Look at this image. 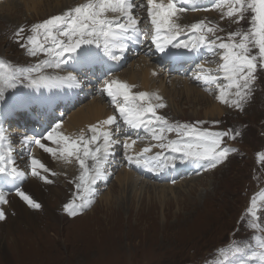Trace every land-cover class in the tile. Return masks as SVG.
Wrapping results in <instances>:
<instances>
[{
  "label": "rangeland",
  "instance_id": "374dc122",
  "mask_svg": "<svg viewBox=\"0 0 264 264\" xmlns=\"http://www.w3.org/2000/svg\"><path fill=\"white\" fill-rule=\"evenodd\" d=\"M14 1L18 2L19 7L8 12L0 11V64L3 65L0 67V86H3L9 76H16L17 89H8V92L15 96H30L34 102L28 110L20 113L19 118L12 120L15 116L13 115L8 117V120L12 121L5 122H10L13 133H16L17 124L24 121L21 119L22 114L23 118L25 112L29 117L35 114L36 125H42L35 127V133L44 136L45 126L49 127L50 121L56 119L59 109H65L63 105L56 108L53 106L66 99L72 100L81 88L69 90L65 87H25L32 79L51 78L55 81L58 77H65L76 66L69 62L56 67L54 58L46 52L38 51L33 56L29 55L26 49L32 47L28 38L34 36L38 45L45 48L54 47L51 38L46 40V34H43L42 30L33 33L31 28L34 24L52 16L62 15L66 11L57 13L58 4L55 1L53 3V0L47 3L44 1L45 6L37 8L41 9L38 12L26 10L20 0H0V7ZM65 1L60 0L61 4H71L72 8L89 2ZM192 1L176 0L180 7L185 6L187 10L177 11L170 23L178 26L181 33L177 37L178 40L185 43L199 42V37L203 35L205 45L210 46H199L196 51L191 52L181 49L186 54L178 60L171 59V62L184 65L197 62L202 55H206L203 60L197 62L194 67L183 69L181 74L168 76L166 68H160L145 59L140 60V56L133 57L125 65L120 76L116 75L118 78L112 77L122 83L123 78H128L130 72H133L131 70H136L137 66L140 70H144L146 65L154 69V74L138 76L134 86V78H130V84H127L129 96L146 91L149 96L144 101L137 98L136 104L165 105L156 108L155 112L156 115L163 116L168 124L173 126V130L165 128L161 132L159 127L155 126L153 117V128L149 133L130 132L123 140L119 139V162L114 161L110 169L107 167L109 157L106 162L101 159L100 164L106 169V173L96 179L88 193H84L83 189L78 192L76 188L81 174L79 163L72 164V158L61 157L58 149L54 158L58 170L52 174L38 169L39 174H47L48 183L42 190L41 207L31 209V212L37 214L22 222L21 229L5 228L0 220V264H258L249 250L259 251L257 245L264 239V220L261 219L264 218V70H258L252 91L243 102V110H240L234 104V101L239 99L235 95L237 90L235 87H229L230 82L225 79L226 74L222 70L226 50L208 43L213 41L214 45H219L238 42L239 36L230 40L229 33L247 31L252 13L249 10L246 13L247 18L239 20L236 15H227L231 0H217L218 3L213 7L202 11L199 9L206 0ZM167 2L168 0H160L158 3L166 6ZM142 5L143 9L139 13L142 12L149 18V28L154 33L148 15L147 0ZM109 14L106 13L105 17L109 18ZM194 23H201L202 29L193 32L191 25ZM180 26L182 28H179ZM20 29L23 31H19ZM53 36L57 40L67 39L59 33H53ZM136 40L137 34L133 31L126 34L123 43L126 48L134 50L138 43ZM253 52L258 55L257 50L253 49ZM159 55L161 60L167 58L160 53ZM104 61V57L98 54V59L91 69L92 73L94 70H100ZM36 65H40L39 69L29 73V80L21 83L23 70L35 68ZM197 76L200 77L199 80L196 79ZM208 76L216 78L217 82H205ZM152 84H156V90L150 88ZM89 90L92 89L87 91ZM162 90L168 92V99L164 98ZM200 90L206 98L199 96ZM221 94L227 103L217 98ZM93 98L94 94H90L75 103L56 132L80 141L81 137L91 138L92 126H96L98 132L108 131L109 127H101L100 122L118 114L116 109L119 105L104 102L105 97L102 102L92 100ZM91 100L98 101L96 108L100 106V112H94L96 108H88ZM41 106L53 108L52 113L39 109ZM35 107L39 110L34 112ZM0 122H3L2 117ZM6 123H3L8 137L5 141H9L12 130L10 123ZM185 125L188 127H180ZM32 127L33 125L29 124V128ZM190 130L225 133L232 130L229 135L221 138V147L235 151L229 153L225 161L217 167L200 170L195 164L176 159L178 155L169 148L159 147L161 143L167 145L170 141L191 135ZM153 131L157 137L163 139L154 138ZM236 132L240 135H235ZM114 136L113 134L112 139L117 140ZM125 142L129 145L127 149L123 147ZM12 145L11 142L5 143L7 152ZM50 146H57V143L50 141ZM89 147L93 150L100 148L97 155L103 157L102 137ZM144 149L149 151L145 152ZM25 156L28 157L25 149L21 148V154L13 150L15 163L18 162L20 170L25 171L22 185L23 182L32 180L29 164L22 162ZM127 156L142 157L138 169L144 173H141V177L136 173L137 182H126L120 178H130L132 171L127 169V165L135 172L133 163L128 162ZM153 157L156 159H152ZM66 159L70 166L65 168L63 160ZM74 160L78 162L75 156ZM153 162L158 169L168 163V170H158ZM86 164L90 169L89 175H92L95 162L89 158ZM48 166H52L50 158ZM180 167H185L183 175H177ZM185 174L190 175L184 176ZM165 176L167 180L164 179ZM53 191L57 192L56 196L51 195ZM5 192L14 194L15 190L9 185ZM81 194L87 195L88 205L75 216L65 213L63 205L82 203L78 198ZM253 197L257 202L255 219L247 213ZM0 208H8L7 203L0 205ZM12 216L16 218L13 211ZM253 222L260 226L250 227ZM16 223L18 222L15 221L13 225Z\"/></svg>",
  "mask_w": 264,
  "mask_h": 264
},
{
  "label": "snow or ice",
  "instance_id": "6c2138e0",
  "mask_svg": "<svg viewBox=\"0 0 264 264\" xmlns=\"http://www.w3.org/2000/svg\"><path fill=\"white\" fill-rule=\"evenodd\" d=\"M147 5L148 15L151 18V25L154 30L152 43L157 52L163 57L178 60L186 54L181 49H185L188 52L197 50V44L178 40L177 37L181 34L178 26L170 23V19L177 11H185L187 9L180 7L176 0H168L166 6L163 3H158L157 0H147ZM135 6V0H89L83 5L69 9L62 15L52 16L41 23L34 24L31 31L37 33V30H42V33L46 34V40L51 38V43L54 47L45 48L42 45H38L35 36L29 37V43L32 47L26 49L27 53L34 56L38 51H44L54 58L56 67L69 62H73L76 66L65 77H58L55 81L51 78L47 80L43 78L32 79L29 84H25V87H65L69 90L84 87L89 83L85 77H87L93 64L98 59L97 51L93 50V46L97 50L102 48L104 54L110 56L113 60L120 57L111 52L110 49L118 47L121 51L126 50V45L123 43L126 34L136 31L137 20L130 14ZM141 6L143 5L141 4ZM249 10L252 15L248 21V30L242 33H229L230 40H234L236 36H239L238 42L214 45L213 41H208L209 44L226 50V54L223 56L222 70L226 74L225 79L230 82L229 87H235L237 90L235 95L239 99L234 101V104L240 110H243V102L248 99L252 91V85L257 79L258 70H264V0H231V7L227 13L228 16L236 15L239 20H243L247 18L246 13ZM108 12L120 13L121 16L127 18V24L123 23L120 18L108 20L105 17ZM202 27L201 23L191 25L193 32L197 29H202ZM19 31H23V29ZM19 31L17 35H19ZM162 31L166 33L164 38H160ZM208 31H212V29H208ZM53 33H59L60 36L67 39L57 40ZM137 36L139 37V33H137ZM204 42L205 37L202 35L199 37L198 43L201 47H205ZM21 47H25V45H21ZM173 49L176 51H173ZM253 49L257 50L258 55L253 52ZM46 63L51 64L52 61H46ZM0 67H3V65L0 64ZM39 67L40 65H36L35 68L24 69L21 83L28 81V74L38 70ZM17 79L18 77L16 76H9L3 86H0V117L3 118V121L19 112L28 110L34 102L30 96H15L13 93L8 92V89H17ZM196 79L199 80L200 77L197 76ZM205 82L216 83L217 80L212 76H208ZM128 90L129 85L117 81H111L101 90L111 98L114 104L118 103L120 98L124 101L116 109L119 117L109 116L106 120L100 122L101 127H109L108 131L98 132L97 127L92 126L90 127V132L92 133L90 139L81 137L80 141H76L58 134L56 129L60 127V124L57 123L44 136L30 137L27 134L23 135L20 140L21 146L30 148L34 142L44 152L55 155L56 151L51 147H46L41 141L56 142L61 157L69 158L75 156L79 163L81 174L78 177L79 183L76 185L77 191L80 192L83 189L84 193L90 192L91 185L95 183L96 179L102 173H106V169L102 168L100 164L101 159L106 162L107 158L114 152V145L119 143L118 140L112 139L113 132L111 128L115 127V134L118 135L122 130L119 123L120 120L132 128L144 127L152 130V119L149 118L147 121L145 119L146 114H150L151 117H154L155 126L159 127L161 132L165 128L173 130V126L169 125L163 116L156 115L155 112L156 108H162L165 105L162 103L149 105L148 107H144L143 104L138 105L136 104L137 98L144 101L148 94L142 92L138 95L129 96ZM217 98L225 103L228 102L223 94ZM180 127L187 128L188 126ZM190 131L191 135L170 141L167 145L161 143L159 147L169 148L171 152L178 154L182 162L195 164L200 170L217 167L225 161L229 153L235 151V149L221 147V138L229 135L232 130H229V133L206 130ZM177 134L178 136L180 135L179 127L177 128ZM235 135H240V133L236 132ZM153 136L157 139H163L162 137H157L154 131ZM101 137L104 141V153L103 157H98L97 153L100 152V148L97 147L93 150L90 149L89 145L97 143ZM7 138V129L4 128L3 122H0V205L7 203L5 188L11 185L15 190V194L29 207L39 209L41 205L22 189L21 185L23 178H25V171L20 170L19 166L15 164L13 149L9 147L7 153L3 151L4 141ZM233 138L235 137L233 136ZM123 147L127 149L129 147L128 143L125 142ZM144 151L147 152L149 149H144ZM81 152L83 153L82 156ZM89 158L95 162L92 175H89L90 169L86 164ZM126 158L129 163L138 165L142 159V157L133 158L132 156H127ZM152 159H156V157ZM29 167L33 177L39 176L38 169H43L45 172L49 171L40 160L31 157H29ZM40 178L47 182L45 177ZM78 198L82 203H67L63 205L65 213L75 216L88 205L87 195L81 194ZM256 203V199L253 197L247 209V213L254 219L257 217ZM4 219H6V214L0 208V220ZM261 219L264 220V218ZM249 226L257 228L260 225L253 222ZM257 247L259 251H249H251L253 259L258 261V264H264V239L259 241Z\"/></svg>",
  "mask_w": 264,
  "mask_h": 264
},
{
  "label": "bare ground",
  "instance_id": "6f19581e",
  "mask_svg": "<svg viewBox=\"0 0 264 264\" xmlns=\"http://www.w3.org/2000/svg\"><path fill=\"white\" fill-rule=\"evenodd\" d=\"M20 1L24 3L26 10L38 12V11H41V9L37 10V8L44 7L45 6L44 1L47 3L49 0H20ZM54 1L56 2V4H58L56 11L59 14L64 13L65 11L67 12L69 9L72 8L71 4H68V3L61 4L60 0H53V3H54ZM159 1L160 0H157V2H159ZM65 2H67V1H65ZM16 7H19L18 2L14 1L10 4H7L5 7H0V11L1 12H4V11L8 12L10 10L12 11ZM51 10H53V9H51ZM179 28H182V26H180ZM149 65L152 66V64H149ZM152 67H156V66H152ZM202 68H204V66H202ZM205 70H206V68H205ZM131 71H133V72H130V76H128V78H123L122 83L126 82V84H130V78H134V80H132V86H134V82H136V78H138V76H144V74H154V69H152L150 66H147V65H146V68H144V70H140L139 66H137L136 70H131ZM118 76H120V75H118ZM118 76H116V78H118ZM116 78H111L109 81L110 82L116 81ZM173 81H180V80H173ZM110 82H108V84ZM150 88H152V90H156V84H152V86H150ZM201 91L202 90H200V92H198V94H200L199 96L206 98V96H204V94H202ZM144 93H147V92L145 91ZM167 93L168 92L166 90H162V94H164V98H166V99H168ZM152 94H156V92H152ZM147 96H149V95H147ZM208 98H209V96H208ZM96 104H98V101H92L88 105V108H92V110H94V108H96ZM98 108H100V106H98ZM98 108H96V110H94V112H100V110H98ZM35 135L36 136H38V135L42 136L40 133H34L30 137H34ZM41 142L43 144H45L46 147H51L50 141L42 140ZM19 146L23 149H26L25 147L21 146V143L19 144ZM60 146H62V145H60ZM52 148L55 151L58 150V146H52ZM55 156H57V155H53L51 153H46L43 151L42 148L35 146L32 148V154L29 155L28 157L27 156L23 157L22 162L29 164V157H31V158H35V159L40 160L45 166H48L49 158H50V164H52V166H48L47 169H49V171H47V172H52V174H54V172H56V170H58L56 168V164L54 163ZM70 158H72V164H78V162H76V160H74V156L70 157ZM144 158H147V156H144ZM63 161L65 163V168H66V166H70V164H68V159L63 160ZM146 165L148 166L149 164H146ZM136 176H138V175H136L132 171V174H130V178H124V176H120V178H122V180H126V182H132V180H136V182H137L138 178ZM40 177H45L47 179V182H45V180L41 179ZM31 179H32L31 181L23 182L22 189L25 193L29 194L30 197L34 201H36L40 205H42V202H41L42 190L48 183V176H47V174H44V175L39 174V176H37V177L32 176ZM136 184H134V186ZM51 195L56 196L57 192L53 191V193H51ZM5 196L7 198L8 208L3 209L5 214H6V219L1 220V222L5 228L13 227L16 229H21L22 228V225H21L22 222L30 220L33 216H35L37 214V213L31 212V209H33V208L29 207L15 193L12 194V193H6L5 192ZM12 211L16 214V218H14L12 216ZM15 221H17L18 223H16L14 226L13 224ZM18 226H20V227H18Z\"/></svg>",
  "mask_w": 264,
  "mask_h": 264
}]
</instances>
